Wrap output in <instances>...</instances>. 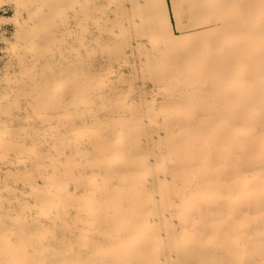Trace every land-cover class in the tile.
I'll use <instances>...</instances> for the list:
<instances>
[{
	"label": "bare ground",
	"instance_id": "1",
	"mask_svg": "<svg viewBox=\"0 0 264 264\" xmlns=\"http://www.w3.org/2000/svg\"><path fill=\"white\" fill-rule=\"evenodd\" d=\"M27 1L35 0H0L13 11L0 25L18 26ZM61 1L67 14L58 27L68 41L53 51L54 32L29 29L43 43L34 53L26 44L14 59L17 89L35 90L34 99L27 109L15 101L0 110L1 117L24 109L17 123L31 126L24 147L14 149L17 131L3 143L31 160L16 169L29 181L0 195V264H171L179 252L192 264L227 250L223 264H264V32L239 27L222 45L218 32L205 31L188 48L189 34L170 29L166 0ZM44 4L47 13L60 7ZM130 10L142 34L155 35L144 46L159 57L120 59L130 42L116 44L113 29L127 31ZM105 43L110 59L101 72H116L115 62L126 67L119 83L132 87L129 106L121 85L102 89L93 66L87 72V63L67 60ZM40 141L51 161L36 151Z\"/></svg>",
	"mask_w": 264,
	"mask_h": 264
},
{
	"label": "rangeland",
	"instance_id": "2",
	"mask_svg": "<svg viewBox=\"0 0 264 264\" xmlns=\"http://www.w3.org/2000/svg\"><path fill=\"white\" fill-rule=\"evenodd\" d=\"M24 1L26 0H20V3H24ZM166 1L168 6V15L172 23L170 29L173 33L177 35L183 34L182 36H184L185 34L187 35L189 34L188 40L186 41L188 48L194 45L193 44L195 39L194 34L204 33L205 31L211 33H213L214 31L218 32L219 35L222 36L220 37L222 38V45H230L234 42L235 39L234 32L237 29H239V27H242L241 30L243 32H251V33L264 32V0H220V1L219 0H166ZM44 2L45 0H35L33 2L27 1L24 6H20L21 8L19 9L20 12H18L17 15V19L19 22L18 26L14 27L9 22L8 23L5 22L0 25V110L6 107L14 108L13 105L15 101H18L21 104L22 108L27 109L24 106L31 103V101L34 99V95L36 93L35 90L26 91V93L23 94L18 91L17 89L18 86H16L18 83L20 84L21 82V78L17 76L18 75L17 68L15 70V63H16L15 59L18 56L17 53H19L26 44H31V43L34 44V46L32 47L33 48L32 52L34 53L35 51L39 50V47L43 43L42 40L38 38H32V37L30 38L29 34L31 32L32 33L36 32L42 36L45 35V33L54 32L56 37L53 39V42H51L49 45L50 50L53 51L58 50L59 47H62L68 41V36L66 33L63 32L64 31L63 28L58 27L60 19L65 17V15L67 14L66 7L63 8V6H61L63 2L61 0H54V2L58 6H60L58 10L54 11V13H47V7L46 4H44ZM110 5H108L106 8L112 9L113 5L112 4ZM35 10L36 13L33 16H31L29 13ZM173 11L175 12L177 18H174ZM12 15H13V11L11 6L7 5L6 3L0 5V17L8 18L11 17ZM138 17L139 15L137 13L133 14V12L130 10V21H128L127 31H124L125 29L123 30L119 26H116L113 29L114 32L117 31V33L115 32L116 34L113 39V41L116 44L121 45L123 43L130 42V46H126L124 48L123 50L124 56L122 54L120 59H126V57L127 59H132L134 57L136 58L159 57L158 54L153 53V51L149 52L147 47L144 46L145 44L148 43L149 38L155 35L142 34L140 28L137 27ZM176 25L179 26L181 31H177ZM86 26L88 27L86 29L87 36L88 35L90 36L91 35L90 33L95 31V26L93 23H88L86 24ZM33 27L35 28L33 29ZM160 27L162 32L167 31V26L165 25V22H162ZM211 27H213V29H211ZM29 29H31V32L29 31ZM79 34H80L79 29L76 28L75 35H79ZM164 42L165 41L161 38L159 39V43H157L156 46L163 47ZM139 44L143 46L141 50L133 48V45L136 46ZM109 52H110V45H108V43H105L100 47L91 46L88 50L82 51L80 54L73 56V58L68 56L67 60L82 61L84 62V65H86L85 63H87L86 66L87 72L90 71L91 66H93L94 74H96L98 79H101L100 87L102 89L108 90L117 84L121 85L120 87H122V90L124 91L126 90L128 93L126 94L127 98L126 97L124 98L123 104L124 106L125 105L129 106L131 101L135 103L134 98H132L130 92L132 87L127 86L126 88V82H127L126 80L119 83L120 75L126 74V67H124L122 63L117 64L115 62L113 63L114 65L113 68L114 70L116 69L117 73L114 72L109 74L106 71L101 72L100 66L103 65L108 59H110V57H108L110 54ZM127 52L130 55H127L126 54ZM55 56L56 57L61 56V53L59 52ZM36 66L37 64H35V67ZM35 67H32L29 70V72H33ZM84 69L86 70L85 67ZM85 70L84 72H86ZM77 78L84 79V77L81 75ZM65 88H66L65 85L58 86V95H57L58 97L64 92ZM97 104L98 106L101 105L100 108H104L106 105L105 103L104 104L100 103L99 98L97 99ZM11 109L12 108H10V110ZM24 109H22V111L12 110V112H8V115H2L0 117V195H5L6 193H8V189L6 188L16 189L18 187L25 185L24 182L27 183L29 181L28 178L19 177V175L25 172L19 173L16 171V169L24 166V164L26 165L31 160V152L29 153L27 151L22 153L19 151L18 152L8 151L5 149L3 144L6 140L9 139L11 134H16L15 131L19 132L17 133L19 137H17L15 141L16 146L14 149L19 150V148L24 147L26 144L30 142V138L28 137L27 133L29 132L31 126H28L27 123L26 124L21 123L22 125H19L17 123L20 120V118L24 116V111H23ZM38 112L40 111L38 110ZM35 113L36 111L32 112V114H34L33 116L36 115ZM263 113H264V106L259 107L258 120L262 118ZM35 147H36V151L46 152L45 154H48L49 156L48 161H51L53 159L52 154H49L47 151L44 150L45 144L43 142L37 144ZM263 152H264L263 150L262 151L258 150V164L263 160V156H264ZM7 170H11V172H8ZM25 176L27 175L25 174ZM257 223L258 220H256L255 224ZM183 241L185 240H183L182 237V240L179 241L178 243V247L181 246L179 249L181 250L182 248V250L184 251L188 243L187 241H185V243ZM180 243L181 245H179ZM210 245H205L204 248L208 249L211 247ZM178 254H180V256L178 257L176 254V257L172 258L173 263L171 264H187L188 256H186V253L179 252ZM227 254H228V250L221 251L220 253L213 251L210 254H205L199 258L192 259V264L193 263L223 264Z\"/></svg>",
	"mask_w": 264,
	"mask_h": 264
}]
</instances>
